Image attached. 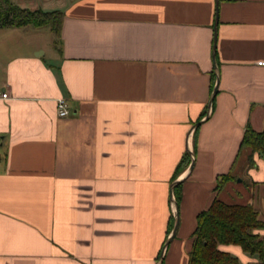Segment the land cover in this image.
<instances>
[{
  "label": "crops",
  "instance_id": "crops-1",
  "mask_svg": "<svg viewBox=\"0 0 264 264\" xmlns=\"http://www.w3.org/2000/svg\"><path fill=\"white\" fill-rule=\"evenodd\" d=\"M9 1L61 15L0 26V264H186L212 198L264 221L238 149L264 128V0Z\"/></svg>",
  "mask_w": 264,
  "mask_h": 264
},
{
  "label": "trees",
  "instance_id": "trees-1",
  "mask_svg": "<svg viewBox=\"0 0 264 264\" xmlns=\"http://www.w3.org/2000/svg\"><path fill=\"white\" fill-rule=\"evenodd\" d=\"M60 15L61 12L56 9H27L9 0H0V26L50 25L56 33ZM244 147L257 152L264 159V128L254 130L246 124L238 149ZM187 162H189V156L185 151L179 158L175 170H180ZM248 162L252 164L250 158ZM229 176L226 173L219 178L226 179ZM262 198L264 206V182ZM262 227H264V221L257 217V211L250 203H227L218 198H212L208 206L195 215V226L191 231L186 264H241L234 255L219 249L218 243L237 244L244 252L254 254L259 261L264 262V235L253 231L255 228Z\"/></svg>",
  "mask_w": 264,
  "mask_h": 264
},
{
  "label": "built area",
  "instance_id": "built-area-1",
  "mask_svg": "<svg viewBox=\"0 0 264 264\" xmlns=\"http://www.w3.org/2000/svg\"><path fill=\"white\" fill-rule=\"evenodd\" d=\"M256 62L258 64L264 63L263 60H257ZM0 97H6V91H4V90L0 91ZM55 112H56V115H58V116H63L65 114H67L68 106H67L65 98H63V97H57L56 98V100H55ZM154 264H158V260L155 261Z\"/></svg>",
  "mask_w": 264,
  "mask_h": 264
},
{
  "label": "water",
  "instance_id": "water-1",
  "mask_svg": "<svg viewBox=\"0 0 264 264\" xmlns=\"http://www.w3.org/2000/svg\"><path fill=\"white\" fill-rule=\"evenodd\" d=\"M213 44H214V38L212 39V49H213ZM214 89H215V87L213 86L211 89L210 98L214 92ZM210 98H209V101H210ZM188 156H189V162H188V168H189L191 166V161H192V155L190 152H188ZM174 226H175V221L173 222L172 230H173Z\"/></svg>",
  "mask_w": 264,
  "mask_h": 264
},
{
  "label": "rangeland",
  "instance_id": "rangeland-1",
  "mask_svg": "<svg viewBox=\"0 0 264 264\" xmlns=\"http://www.w3.org/2000/svg\"><path fill=\"white\" fill-rule=\"evenodd\" d=\"M30 25H31V24H30ZM33 26H34V25H33ZM43 26H44V27H43L42 29H46V28H45L46 26H45V25H43ZM43 36H44V38L47 40V37H48L47 32H44V33H43ZM237 178H238V177H236L235 180H237Z\"/></svg>",
  "mask_w": 264,
  "mask_h": 264
}]
</instances>
